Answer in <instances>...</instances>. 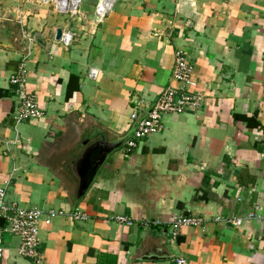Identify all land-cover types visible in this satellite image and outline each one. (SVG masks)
Here are the masks:
<instances>
[{"label":"crops","instance_id":"crops-1","mask_svg":"<svg viewBox=\"0 0 264 264\" xmlns=\"http://www.w3.org/2000/svg\"><path fill=\"white\" fill-rule=\"evenodd\" d=\"M96 3L72 17L45 0H0V185L12 175L7 199L24 207L87 213L42 222L39 260L19 256L7 234L3 264H264V0H117L102 22ZM24 29L36 35L28 86L44 114L11 126ZM58 29L76 32L70 46ZM178 49L200 106L165 114L164 130L130 152L112 149L78 198L89 146L130 138L132 114L180 86ZM252 212L261 218L240 227L214 220ZM182 214L206 226L171 241Z\"/></svg>","mask_w":264,"mask_h":264},{"label":"built area","instance_id":"built-area-1","mask_svg":"<svg viewBox=\"0 0 264 264\" xmlns=\"http://www.w3.org/2000/svg\"><path fill=\"white\" fill-rule=\"evenodd\" d=\"M52 3L59 11L68 13L72 17L81 16V4L83 0H45ZM117 0H97L95 6V21L102 22L108 15ZM76 36L75 31H67L61 36V43L70 46ZM22 37L26 46L22 50L17 69L10 76V83L15 87L18 99V110L16 120L18 122L32 121L43 116V111L39 106L37 95L28 86L29 65L28 61L32 53V46L36 42V35L32 32L22 31ZM98 71L90 70V77L96 79ZM172 78L180 83L179 87L169 85L165 88L148 114L139 118L135 111L132 119L135 122L132 136L126 140V151L135 149L139 143L164 130L165 124L163 116L167 113H183L189 109H196L203 100V94L193 91L197 86L194 78V66L190 62L188 55L183 49H178L175 54V64ZM16 171V168H14ZM12 175L0 185V264L4 263L7 234L14 236L18 240L17 254L22 257L39 260L40 252V225L42 222L50 225L57 217L70 216L75 220L87 218V213L80 208L68 212L62 208H50L48 210L40 208H28L7 199L8 188L12 181ZM261 218L252 212L247 217H222L214 218L216 222H224L240 227L246 220ZM115 220L120 223L132 224L127 216H116ZM207 220L205 217L195 214H182L175 217L171 224V241H176L184 227H205ZM174 264H189L188 259L182 255L175 257Z\"/></svg>","mask_w":264,"mask_h":264},{"label":"water","instance_id":"water-1","mask_svg":"<svg viewBox=\"0 0 264 264\" xmlns=\"http://www.w3.org/2000/svg\"><path fill=\"white\" fill-rule=\"evenodd\" d=\"M63 34L62 29L57 31V39H60ZM16 122L15 118L9 120V124L14 126ZM129 139V138H127ZM127 139H122L118 143H97L89 146L88 150L85 152L80 164L78 165V177L80 179V187L78 190V198H80L88 189L92 183L99 167L105 160L107 154L114 148L119 147L123 142H126ZM0 224H3V220L0 221Z\"/></svg>","mask_w":264,"mask_h":264}]
</instances>
